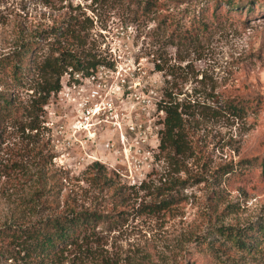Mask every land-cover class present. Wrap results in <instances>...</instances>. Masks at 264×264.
Returning a JSON list of instances; mask_svg holds the SVG:
<instances>
[{
    "label": "rangeland",
    "instance_id": "1",
    "mask_svg": "<svg viewBox=\"0 0 264 264\" xmlns=\"http://www.w3.org/2000/svg\"><path fill=\"white\" fill-rule=\"evenodd\" d=\"M224 2L0 0L15 108L0 124V264H264V244L240 253L220 233L264 226V0ZM62 29L102 65L65 73L39 111L43 78L13 81L6 58L30 43L42 62ZM163 100L184 112L175 144L161 143ZM77 212L100 214L84 238L44 259L24 248L44 219Z\"/></svg>",
    "mask_w": 264,
    "mask_h": 264
},
{
    "label": "trees",
    "instance_id": "2",
    "mask_svg": "<svg viewBox=\"0 0 264 264\" xmlns=\"http://www.w3.org/2000/svg\"><path fill=\"white\" fill-rule=\"evenodd\" d=\"M140 2L142 9H148L153 7L155 0H136ZM228 10H238L239 2L241 0H224ZM249 5L252 3L247 1ZM68 31V30H67ZM64 29L57 30L55 36L64 41V44L60 46L51 55L46 56L40 63H36L34 66L30 65L29 51L34 49L37 44H27L21 49L13 52L8 56L6 66L9 67L10 77L13 81L23 83V81L31 82L35 78L29 74L30 71L34 75L41 76L43 82L36 83L31 86L33 90L34 99L37 104H34L39 111H42L48 104L49 99L53 93H57L62 85L61 78L70 69L72 71L84 72L90 74L91 70L96 69L99 65H102L99 60L89 58L84 53L81 46V37L75 29L70 30L69 37L66 38ZM95 57V56H94ZM32 69V70H31ZM34 83V82H33ZM230 109L233 112L239 113L243 106L239 101L229 100ZM177 104L170 103L169 105L164 102H160V109L165 113L164 128L161 131V143L170 142L176 143V137L179 135L183 127V114L179 111ZM14 106L12 104V97L5 93L0 92V124L2 121L9 119L13 115ZM30 121L27 127L31 130L36 129V125ZM29 125V126H28ZM99 167L100 164H95ZM262 171L264 174V159L261 162ZM161 207L169 205V198H164L160 201ZM101 220L100 214L95 212H80L71 213L66 215H58L53 217H47L41 224L30 231L29 239L26 240L27 252L37 257H45L49 255H55L64 246L68 244H75L81 237H85L88 227H93ZM220 233L227 239L236 252L248 253L254 250H258L262 244H264V226L261 224H253L246 229H234L233 227H224Z\"/></svg>",
    "mask_w": 264,
    "mask_h": 264
},
{
    "label": "built area",
    "instance_id": "3",
    "mask_svg": "<svg viewBox=\"0 0 264 264\" xmlns=\"http://www.w3.org/2000/svg\"><path fill=\"white\" fill-rule=\"evenodd\" d=\"M99 66H101V65H99ZM69 71H71L72 72V70L70 69ZM66 72L67 74H70V72ZM84 73V72H83ZM93 73H91V74H87V75H92ZM96 95H97V92H94L93 94H92V96L91 97H96ZM82 106H83V108L84 109H86L87 110V114H91V110H92V108H89V106H88V102H84V103H82Z\"/></svg>",
    "mask_w": 264,
    "mask_h": 264
}]
</instances>
